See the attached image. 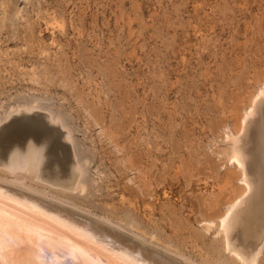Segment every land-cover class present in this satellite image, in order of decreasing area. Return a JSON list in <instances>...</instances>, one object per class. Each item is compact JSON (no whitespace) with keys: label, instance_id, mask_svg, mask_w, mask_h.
<instances>
[{"label":"rangeland","instance_id":"obj_1","mask_svg":"<svg viewBox=\"0 0 264 264\" xmlns=\"http://www.w3.org/2000/svg\"><path fill=\"white\" fill-rule=\"evenodd\" d=\"M262 81L264 0H0V127L18 105L58 115L84 185L54 187L38 159L0 180L186 262L247 264L218 229L242 187L227 134Z\"/></svg>","mask_w":264,"mask_h":264},{"label":"bare ground","instance_id":"obj_2","mask_svg":"<svg viewBox=\"0 0 264 264\" xmlns=\"http://www.w3.org/2000/svg\"><path fill=\"white\" fill-rule=\"evenodd\" d=\"M35 108L32 104L18 105L12 111L25 115L9 121L4 118L7 122L0 127L1 165H6V172L12 175L22 169H34L38 175V159L41 176L54 187L65 192L82 189L84 180L80 179L81 167L71 147L70 130L58 115L45 116L50 126L31 116ZM243 113L233 133L227 134L231 144L227 157L240 168L242 187L220 216L218 231L223 232L229 253L252 264L264 243V83ZM55 123L60 127L54 128ZM46 146L52 155L58 153L60 157L48 159ZM3 180L6 184L0 180V224L4 228L5 250L0 264L36 259H43L45 264H193L70 208L58 196L50 197L22 185L21 179L19 186L5 181V177ZM37 248L42 249L41 257L36 255Z\"/></svg>","mask_w":264,"mask_h":264},{"label":"snow or ice","instance_id":"obj_3","mask_svg":"<svg viewBox=\"0 0 264 264\" xmlns=\"http://www.w3.org/2000/svg\"><path fill=\"white\" fill-rule=\"evenodd\" d=\"M4 245H5V236H4V228L3 225L0 224V260L3 258L4 254ZM37 257H41L43 255L42 249L37 248L36 250ZM13 264H45L43 259H36L35 261L29 262H13Z\"/></svg>","mask_w":264,"mask_h":264}]
</instances>
